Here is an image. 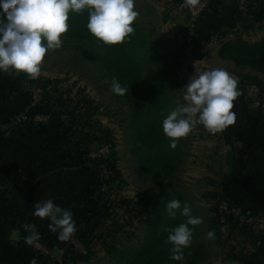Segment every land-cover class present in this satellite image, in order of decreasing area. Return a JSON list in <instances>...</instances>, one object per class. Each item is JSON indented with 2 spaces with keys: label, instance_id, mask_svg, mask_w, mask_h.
<instances>
[{
  "label": "rangeland",
  "instance_id": "obj_1",
  "mask_svg": "<svg viewBox=\"0 0 264 264\" xmlns=\"http://www.w3.org/2000/svg\"><path fill=\"white\" fill-rule=\"evenodd\" d=\"M245 2L238 0L241 10H244ZM219 5V2L209 3L207 10ZM135 8L139 15L132 24L135 29L132 36L137 37L131 36L129 41L134 42V50L126 59L138 62L134 74L140 78L132 87L143 98L140 109L143 113L139 118L135 117L130 101L110 90V68L100 59L99 47L105 44L98 42L93 35L86 37V32H82L88 22L87 11L69 13V29L62 34V47L46 53L41 65L37 79L43 85L24 87L25 84L19 81L22 73L0 74V107L7 108L8 112L0 120L3 138H10L8 131L16 127H24L29 137H35L34 128L50 122L49 113L34 110L46 92H50V102L55 104V110L64 111V106L56 104L58 99L65 100V106L73 107L85 117L89 115L88 124L96 125L99 137L108 135L110 138L108 143L100 140L88 148L85 158L99 161L95 172L90 171L84 162L80 163L77 155L72 153L76 142L67 132H50L46 144L25 159L18 158L21 156L10 146L11 142L0 139V172L6 171L8 175L10 170L11 174V166L29 168L25 163L34 164L42 172L46 169L48 177L56 169L60 192L58 205L69 209L76 221L77 231L70 241L63 242L56 236L58 244L47 248L40 241L43 231L50 232V221L32 214L28 223L39 228V239L28 244L57 264H64L66 247L82 255H87V249L92 253L87 261L76 264H133L139 258H145L148 264L241 263L237 257L229 260L227 256L231 247L236 253L243 250L249 254L253 250L249 243L243 244L245 235L232 232L230 242L224 246V239L219 234L214 239L207 237L209 231L215 233V221L220 220L223 204L228 205L221 201L218 208L215 207L207 194L225 195L234 204L248 202L247 189L231 185L227 175H222L225 173L224 164L216 153L219 133L211 134L203 125H197L187 137L177 141L175 149L167 145L169 157L161 159L159 144L154 142L155 112L151 109V100L154 95L162 97L163 108L170 113L185 103L183 89L190 77L204 70L223 68L236 76L244 89V97L240 95L234 101L235 107L245 109L264 125V115L252 110L257 100L264 102V21L255 23L252 20L245 26L252 25L253 29L244 30L223 12L225 20L214 30L227 31L224 36H213V32L202 30L200 22L203 17L197 20L191 32H188V21L171 34L165 28L173 19V12L186 18L173 0H135ZM221 19H218L220 23ZM106 80L109 83H105ZM18 83L22 85L18 87ZM238 116L237 119L242 121L243 115V118ZM28 143L25 146H30ZM109 163L114 164V171L108 168ZM234 187L238 189L236 192H232ZM49 198L54 200L53 190L47 194ZM173 199L181 201L182 206L187 204L191 215L203 220L200 225H189L193 227V241L190 249H185V259L181 262L171 260L166 254L170 247L165 241L171 223L175 220L184 223L187 219L179 210L175 218L169 216L166 205ZM231 209L235 211L234 216H238L234 218L246 219L242 213L245 210ZM32 210L34 212L35 208ZM159 219L157 233L152 239V223ZM234 220L232 225L244 226ZM85 228L90 233L87 245L75 236ZM259 244L262 254L264 243ZM251 256L243 262L251 264L254 258ZM28 264H36L34 256Z\"/></svg>",
  "mask_w": 264,
  "mask_h": 264
},
{
  "label": "clouds",
  "instance_id": "obj_2",
  "mask_svg": "<svg viewBox=\"0 0 264 264\" xmlns=\"http://www.w3.org/2000/svg\"><path fill=\"white\" fill-rule=\"evenodd\" d=\"M84 11L88 13V31L105 45L128 42L135 31L132 24L139 15L135 0H0V74L23 73L29 79H37L46 53L62 47V34L69 29V13ZM238 83V78L223 68L204 70L190 77L183 89L185 103L162 121L163 133L170 138L169 146L175 149L177 141L187 137L197 125H203L211 134L223 133L234 125V101L242 94ZM110 90L124 96L128 87L113 77ZM166 208L173 218L177 210L187 218L171 229L165 241L172 245L169 258L181 262L185 249L192 244L193 227L203 220L192 216L190 207L182 206L178 199L169 201ZM33 215L48 219V229L58 233L63 242L70 241L77 231L74 214L51 198L35 203ZM22 228L29 233L25 237L27 243L39 239L35 224L25 223ZM207 237L214 239V231H209Z\"/></svg>",
  "mask_w": 264,
  "mask_h": 264
},
{
  "label": "trees",
  "instance_id": "obj_3",
  "mask_svg": "<svg viewBox=\"0 0 264 264\" xmlns=\"http://www.w3.org/2000/svg\"><path fill=\"white\" fill-rule=\"evenodd\" d=\"M209 3L211 4V0H209ZM219 11L225 12L227 15H230L233 18V21L236 24H240L244 30L253 29L252 25L251 26H245V24H250L252 20H254L255 23H260L264 21V0H246L244 4V10H241L239 8V3L238 0H223L221 5L218 6ZM209 10L205 12L207 13ZM205 14L202 16L204 17ZM69 23V20L67 21ZM188 23V17L186 15V18L183 19V24L186 25ZM87 25V23H86ZM86 25L84 26V29H82V32H86V37L91 36L90 32L88 31ZM133 27V26H132ZM195 33L198 35V31L196 30ZM228 32H223L219 30H215L213 32V36H224ZM132 37H137V35H133ZM198 41V40H197ZM134 44L133 41H129L120 45H104V47H99L100 48V59L102 62L108 63V67L110 68V78L112 80L113 77L117 78L119 82L121 83L122 86H127L128 87V92L123 96L127 101L131 102L132 107L135 109V117L139 118V116L142 115V111L140 110L142 108L143 104V98L137 94V92L134 90L132 87V84L134 81L138 80L140 78V75L134 74L138 67V62L134 61L133 59L127 60L126 56L131 55L133 53L132 51L134 48L132 45ZM128 51H127V50ZM131 51V52H130ZM21 83L30 86H41L44 83L38 79H29L26 74L22 73V77L19 80ZM22 84L18 83V87H20ZM238 89L242 93L244 97V89L242 88L241 83H238ZM153 94H156L155 92H152ZM58 104L56 106H64L65 110L64 111H59L55 110V104H52L50 102V92H46L44 94V99L39 103V106L34 108L35 111H42L45 110L47 113L50 114V122L47 124H43L42 126H39L38 128H34L36 130L33 131V136L35 137H29L28 133L25 132L26 130L24 127L21 128H14L13 131H8L9 135L11 136L10 138H3V131L0 130V139L7 142H11L10 146L15 150V152L19 153V155L23 156H30L31 154H34L35 151L40 150L42 144H46L47 140L49 139L47 137L50 132H54L56 134L60 132H67L69 135H71L70 139H74L76 142V145L74 148H72V153L77 155V160L80 163L86 164L88 169L92 172L97 171L96 166L98 165L99 161H91L85 158L88 152V148L91 144H96L99 143L100 140H103L104 142H109L110 138L108 135H102L99 137V133L96 130V125L94 124H88L89 121V115L85 117L81 112H76L73 107L71 108L69 105L65 106V100L63 99H58L57 100ZM151 109L154 110L155 112V120L153 122L154 125V131L155 136H154V142L158 145V151H159V157L161 159H166L169 157V154L166 151L167 145H170V138L166 137V135L163 133V129L160 127L162 126V121L166 116L169 114L168 111L163 108V98L162 97H157L154 95V97L151 100ZM76 108V107H75ZM7 108H1L0 107V120L3 119L2 117L6 115L8 112ZM16 112V111H15ZM64 116V118H63ZM94 128V130H92ZM161 128V129H160ZM17 130V131H16ZM95 131V132H94ZM30 133V132H29ZM40 135V136H38ZM27 137L28 139H24ZM47 137V138H46ZM13 138H16L14 140ZM40 139V140H37ZM29 140V143H28ZM72 141V140H71ZM9 142V143H10ZM26 142L30 144V146H25ZM174 158V156H172ZM108 168H110L112 171L115 170L114 164L109 163L107 164ZM51 183V182H50ZM238 190L236 187L232 190V192H236ZM60 193V192H59ZM209 198L212 199V201L215 204V207L218 208L219 204L221 201H226L229 205V208H240L242 211L245 210V212H242L245 216H256V215H262L264 216V210H252L250 209L248 202H237V204L232 203L225 195L222 194H207ZM240 204L241 206L239 207ZM164 215V214H162ZM161 219L158 221H153V227L150 232L151 236L150 238H154L155 234L157 233L156 231L158 230L159 224H160ZM181 222L175 220L174 222L171 223L169 229H173L174 227L178 226ZM232 225V222H230ZM151 224V223H149ZM216 230H215V235L219 234L218 232V227H220L219 222L216 220ZM37 232L39 233V228H36ZM248 230H251L247 226H243L241 228H238L237 224H234L230 227L229 230V235H231L232 232L238 231L240 234L246 236V242L243 244H250L253 246H258V241H264V234L260 233L256 236H251V231L249 232ZM42 231V230H41ZM40 231V232H41ZM171 231V230H170ZM29 233L25 236L22 237L21 244H25V237L28 236ZM58 233H53V232H46L43 231V238L40 241L45 247L49 248L51 244H58L57 238ZM77 238L82 239L83 243L87 245L88 239L90 238V233L87 232V229H83L82 231L80 230L78 234L75 235ZM38 240V239H37ZM49 240V242H48ZM231 238L228 237L226 241L222 243V246L225 244L228 245L230 242ZM51 242V243H50ZM169 247L171 248L172 245L169 244ZM169 248V250H170ZM193 248V247H192ZM191 248V249H192ZM28 251L31 253L32 256L36 259V264H57L55 262H52L49 258L46 256H43L42 254H39L32 248H27ZM190 248H188L189 250ZM167 251V256L170 255V251ZM194 251V248H193ZM191 251V252H193ZM87 255H82L78 252H75L74 250H70L68 247H66V255L63 257L62 262L64 264H76L81 261H87L89 257L92 255L90 250L87 249ZM264 254V252H262ZM261 252L257 255H262ZM240 258H239V257ZM250 253L244 252L241 250V252L236 253L235 248L231 247L230 248V255L227 256V259H236L242 261L244 259H250ZM254 257L256 256L253 255ZM251 256V257H253ZM145 258H139L137 259L133 264H148L145 263Z\"/></svg>",
  "mask_w": 264,
  "mask_h": 264
},
{
  "label": "crops",
  "instance_id": "obj_4",
  "mask_svg": "<svg viewBox=\"0 0 264 264\" xmlns=\"http://www.w3.org/2000/svg\"><path fill=\"white\" fill-rule=\"evenodd\" d=\"M212 2L217 4L223 1L211 0ZM218 19H221V23ZM224 20L225 15L219 11V7L210 8L202 18L200 28L208 30L209 33L214 32ZM182 24V15L173 12V19L165 29L173 34ZM233 110L239 118L245 119H237L234 125L219 133L217 137L216 153L223 164L226 152L232 153V165L227 168L224 164L225 173L222 175H227L231 185L247 189V199L252 210H264V125L245 109L235 107ZM20 156L19 159H25V156ZM25 164L29 168L21 166L16 169L11 166V174L10 170L8 175L6 171L0 172V264H28L32 255L27 249L30 245L27 242L21 244L22 237L28 234L22 225L28 223L35 203L47 199L50 191H54V203L58 205L59 202L57 170L54 169V173H49L48 177L46 169L42 172L39 167H34V164ZM31 185L34 189L31 187L32 190H27ZM251 264H264V254L251 259Z\"/></svg>",
  "mask_w": 264,
  "mask_h": 264
},
{
  "label": "built area",
  "instance_id": "obj_5",
  "mask_svg": "<svg viewBox=\"0 0 264 264\" xmlns=\"http://www.w3.org/2000/svg\"><path fill=\"white\" fill-rule=\"evenodd\" d=\"M173 1L174 3H176V8L184 12L188 17L189 26H190L189 27L190 30L188 32H191L193 27L196 26L197 20H199L205 14L209 6V0H196L195 3H193V0H173ZM253 108L254 109L252 110L256 109L264 115V102L257 100L255 104H253ZM234 212L235 211L229 208L228 205L223 204L221 211L222 215L219 220V224H220L219 236H222L221 239H224L223 242L226 241L228 237H230V235L228 234L229 228L231 227L230 222L233 221V219L237 220V218L234 217H238V216H234ZM237 221H239L241 224H244V226L251 227V236H256L260 233L264 234V216L262 215L246 216V219L242 217L241 221L240 219ZM259 241L264 243V241L261 240ZM260 242H258L257 244L258 246L256 247L251 245V249H253L250 252L251 254L257 255L260 253L261 251L260 250L261 247L259 244Z\"/></svg>",
  "mask_w": 264,
  "mask_h": 264
},
{
  "label": "water",
  "instance_id": "obj_6",
  "mask_svg": "<svg viewBox=\"0 0 264 264\" xmlns=\"http://www.w3.org/2000/svg\"><path fill=\"white\" fill-rule=\"evenodd\" d=\"M28 127L30 128V125ZM224 164L227 168L231 167L232 165V153L231 152H226L225 157H224Z\"/></svg>",
  "mask_w": 264,
  "mask_h": 264
}]
</instances>
